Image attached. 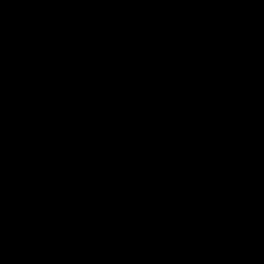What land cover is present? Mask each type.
<instances>
[{
  "label": "water",
  "instance_id": "water-1",
  "mask_svg": "<svg viewBox=\"0 0 264 264\" xmlns=\"http://www.w3.org/2000/svg\"><path fill=\"white\" fill-rule=\"evenodd\" d=\"M0 264H264V0H0Z\"/></svg>",
  "mask_w": 264,
  "mask_h": 264
}]
</instances>
